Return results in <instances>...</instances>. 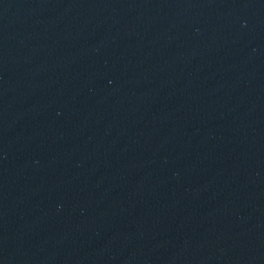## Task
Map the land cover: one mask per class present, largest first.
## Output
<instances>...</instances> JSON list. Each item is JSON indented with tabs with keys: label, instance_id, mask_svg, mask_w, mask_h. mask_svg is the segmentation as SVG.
Masks as SVG:
<instances>
[{
	"label": "water",
	"instance_id": "95a60500",
	"mask_svg": "<svg viewBox=\"0 0 264 264\" xmlns=\"http://www.w3.org/2000/svg\"><path fill=\"white\" fill-rule=\"evenodd\" d=\"M0 264H264V0H0Z\"/></svg>",
	"mask_w": 264,
	"mask_h": 264
}]
</instances>
